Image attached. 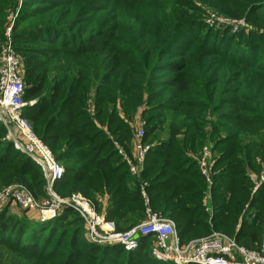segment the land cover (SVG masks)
I'll list each match as a JSON object with an SVG mask.
<instances>
[{"label":"trees","instance_id":"1","mask_svg":"<svg viewBox=\"0 0 264 264\" xmlns=\"http://www.w3.org/2000/svg\"><path fill=\"white\" fill-rule=\"evenodd\" d=\"M23 1L12 48L22 59V76L19 74L24 83L23 100L36 103L27 106L22 117L64 169L53 186L54 192L63 199L79 193L94 205L98 214L114 224L117 232H126L144 222L145 211L149 209L160 218L173 221L180 244L216 232L246 250L260 251L264 242V181L251 194L252 185L246 172L249 169L259 173L264 162V135L260 134L264 131V66L261 65L264 55L260 56L254 48V40L251 42L243 33L239 36L238 47L243 48L249 66L217 60L216 65L221 69L212 74L204 62L212 56L204 57L202 52H197L195 62L191 59L177 62L179 66L182 64V74L192 75L183 77L182 87L188 94L197 95L200 102L193 109L184 99L173 97L170 91L179 87L176 74L169 86H156L160 84L155 74L163 59L160 57L167 55L163 52L165 46L181 30L164 33L165 39L159 44L158 40L153 43L145 38H132L135 45L124 44V48L112 45L114 36H108L105 45L97 46L100 50H88L92 46L89 39L86 43L73 42L72 46L70 42L64 44L59 41L60 35L47 45L42 38L46 30L39 28L44 26L34 21V12L41 9L28 6L32 1H39ZM146 2L157 7L155 0ZM13 3L14 0H0V40L5 15ZM217 6L221 7V3ZM185 21V18L179 21L183 29ZM204 28L199 27L194 33L201 34ZM223 43L230 45L233 41ZM106 51L115 54L120 63L126 54L130 55L137 60L134 65L144 70L131 76L121 74L120 65L112 57L100 60L96 56ZM235 70L236 80L229 82L235 88L226 91L223 85L229 77L225 76ZM90 87L95 89L93 115L87 110ZM184 94L183 91L181 95ZM226 94L232 96L226 98ZM144 102L142 115L146 126L142 143L154 146L147 151L142 172L136 178L129 174L113 142L128 150L132 129L125 120L131 119ZM244 102L251 106L243 105ZM229 111L238 114L227 115ZM192 113L197 114V122L192 119ZM207 113L214 115L211 128L205 122ZM206 126L214 143V160L211 158L209 163L211 230L205 222L208 215L199 202L206 185L199 171ZM5 131L0 122V191L13 183H21L36 200L44 199L45 180L40 167L16 150L10 141H3ZM222 132L227 134L219 138L217 135ZM15 166L17 171L13 170ZM144 181L147 182V205L140 191ZM11 211L10 205L0 210V264L74 263L80 259L75 260L74 254H81L77 246L83 247L81 255L93 264L113 261L165 264L151 256L153 239L150 236L138 238L140 245L135 252L119 246H92L85 243L82 218L71 209L62 210L48 223H40L35 214L32 221L23 213Z\"/></svg>","mask_w":264,"mask_h":264},{"label":"rangeland","instance_id":"2","mask_svg":"<svg viewBox=\"0 0 264 264\" xmlns=\"http://www.w3.org/2000/svg\"><path fill=\"white\" fill-rule=\"evenodd\" d=\"M38 1L39 2L32 1V3H30L28 6L30 7L29 9H41L37 12H34V18H36L34 21L37 25L44 26L39 28H44L43 30H46L42 34V38L45 42H47V45H50L52 42H54V40L57 39L58 35H60L59 41L62 40V43L64 44L70 42L71 46L74 45V43L78 42L86 43L89 39L90 44L92 45L91 48L88 47V50H90L97 48V46L105 45L107 37L114 36V42L112 43V45H114L115 47L124 48V44L135 45L134 40H139L141 38L151 40L153 43L155 42V40H158L157 44H159L165 39V36L163 35L164 33L169 31L181 30V34L177 35V37L180 38H174L171 43L165 46L166 49L163 52H167V55L160 57L163 59L155 69L157 70L155 74L157 73L160 84L156 86H169L168 83L174 80L172 76L176 74L175 76L179 78L178 82L180 88L177 87V89H174V91H170L173 92V97L176 96L177 100H179V98L184 99L190 106L193 107V109L198 106L196 105V102L200 101H198L199 99L197 95L188 94L187 90L185 91V88L182 87L183 77L185 78L186 76H189L191 74H182V64H180L179 66V63L177 62L181 63L184 60L188 59H191L192 62H195L198 60V58L196 57L197 52H202L204 57L212 56V59H210L209 57L204 61L207 64L208 70H210L212 74L218 73L221 69V66L217 67L216 65L217 60L222 63L224 61H233L236 64L249 66L243 48L238 47V43L241 42L239 36L242 35V33L245 37L251 40V42L252 40H254V42H252L254 48L258 50L260 56L262 54L264 55V0H219L221 3V7L217 6L220 3H217L215 0H155L157 2V7H155V5H153L152 3H147L146 1L148 0ZM139 1H143V3H138ZM36 3H41V5H36ZM23 5V0H14L13 6L7 11L2 28L0 50L1 47L7 42V36H9L12 48L13 33L16 28L15 24L17 23V20H19ZM36 15H39L40 17H35ZM183 18L187 20L185 21L184 29L179 23V21H181ZM194 19L196 20L194 21ZM171 23H174L172 27H170ZM8 27H11L10 32H8L9 35H7ZM180 27H182V29H179ZM199 27L205 28L201 30V34H198L199 32L194 33V31ZM59 31H63L65 34L60 33ZM231 40L233 41V43L230 45H226L225 43H223ZM97 43L100 44L93 46ZM90 44L88 43L87 45L89 46ZM15 55L19 63V73L22 76V59L19 53H15ZM133 55L135 56L136 53H134ZM96 56H98L100 60H107L108 58L112 57L115 63L120 65V68L122 70L121 74L125 72L126 76L127 74L131 76L133 75V73L144 70L141 67L135 66L134 63H136L137 60L131 58L130 55L127 54L122 58L123 61L121 63L116 59L115 54H109L108 51H106V53L104 54ZM217 56H219V59L217 58ZM261 60V65L264 66V57ZM252 64L253 63H250V65ZM237 70L231 71L228 76H225L229 77L227 83L223 85L226 88V91H230L235 88V85H229V82L236 80L235 73L237 72ZM191 77L192 75L189 78ZM156 80L158 79L156 78ZM166 90L167 89H165V91ZM183 91L185 92V94L181 95ZM94 93L95 89H92L90 87V96L87 102V110L92 115L94 113ZM222 96L224 95H221V97ZM231 96V94L225 95L226 98H230ZM143 100L145 101L146 97L143 98ZM26 103L28 104V106H31L35 104L36 101L31 100ZM145 104L146 103L144 102L137 109V112L135 113V115L131 116V119L125 120L129 128L132 129V141L131 143H129L128 150L119 146L117 142H113V146L117 154L121 157L124 163L125 156H127L128 158L132 157L134 134L139 130L144 131L145 129L146 123L142 115V112L146 107ZM243 105L251 106L245 102L243 103ZM116 108L118 110L120 109L119 103H117ZM225 111H228V109H226ZM119 113L122 116L121 112ZM236 114L238 113L235 111H229L227 115L234 116ZM192 119L197 122L196 113L192 115ZM213 120L214 115L207 113V115L205 116V122L207 123V125H210V128ZM4 128L6 131L3 141H6L8 140L6 139L8 130L5 126ZM9 131L13 135L12 138H15L20 142V137L13 130L12 126H9ZM205 132L206 135L204 136L203 146L209 149L210 160L211 158L212 160H214V155L212 153L214 143L210 138L211 130L209 131V126H206ZM226 134L227 132H222L217 136L219 138H224ZM260 134L264 135V131L261 130ZM161 138L164 139L165 135H162ZM8 141L13 144V141L11 139H9ZM146 146H148L149 150L150 148H153L154 145L149 144ZM210 160L207 164L208 169ZM16 166L13 169L15 171H17ZM246 172L252 185L251 194H254V192L264 181V162L261 164L259 173H254L249 169H247ZM13 185H20L23 187L25 186L21 183H13ZM146 186V181L140 184L142 199V192H144L146 198L148 199V195L145 192ZM211 187L212 181L210 177V183H206L202 198L199 201L201 207L203 208V211L208 215L207 221L205 220V222L207 223L210 230L212 229V227L210 226V220L213 216ZM102 201L105 203L106 198H104ZM10 207L12 210L11 212H16L19 215H22L23 213V215L27 216L30 220H34V218H32V216L35 217L34 213L32 214L30 211L21 210L14 205H10ZM58 216L59 215H57L55 218H57ZM53 219L48 220V222H51ZM44 222L48 223L46 221ZM44 222L40 221V223ZM236 227L238 228V226ZM51 236L52 232L50 233L49 238ZM205 236L206 235H199L197 237L191 238V241L189 242H197L200 239L208 237ZM85 243L92 246H110L112 248L119 246L117 244L101 245L96 242L91 243L89 240H87ZM139 245L140 243L138 242L136 248H133L130 251H137ZM57 246L58 244L54 247V249ZM76 248L82 254L83 247L77 246ZM81 254L78 255L75 253L73 258L77 260V258L80 257V259H78L74 263H71L70 261L68 264H93L92 262H88L87 258ZM50 262L51 261H44V264H52ZM112 264H116V261H113Z\"/></svg>","mask_w":264,"mask_h":264},{"label":"built area","instance_id":"3","mask_svg":"<svg viewBox=\"0 0 264 264\" xmlns=\"http://www.w3.org/2000/svg\"><path fill=\"white\" fill-rule=\"evenodd\" d=\"M11 27L7 28V35ZM24 83L19 74V63L11 48L9 36L0 50V122L8 130L6 139L13 141L16 150L33 160L41 169L45 180L46 197L36 200L29 190L20 185H11L0 191V210L14 205L21 210L34 213L40 221L55 218L62 210L75 211L83 220L85 238L101 245L117 244L125 251L136 248L138 238L150 236L153 239L152 257L167 264H264V242L260 251H249L238 246L235 241L223 234L212 233L197 242L180 244L173 221L160 218L146 210V219L138 226L117 232L112 222L95 210L94 205L79 193L69 198H60L53 190L64 169L59 165L50 150L32 132L27 120L22 117L28 104L23 100ZM9 126L20 137V142L9 131ZM143 131L134 134L132 157L125 156L129 174L138 178L142 172L148 146L142 143ZM210 151L204 147L201 152L199 171L207 184L210 183L208 161ZM147 205V198L142 192Z\"/></svg>","mask_w":264,"mask_h":264}]
</instances>
